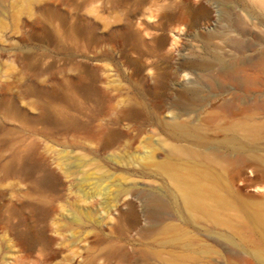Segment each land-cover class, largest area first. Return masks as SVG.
Segmentation results:
<instances>
[{"label": "rangeland", "instance_id": "obj_1", "mask_svg": "<svg viewBox=\"0 0 264 264\" xmlns=\"http://www.w3.org/2000/svg\"><path fill=\"white\" fill-rule=\"evenodd\" d=\"M8 214L0 264H264V0H0Z\"/></svg>", "mask_w": 264, "mask_h": 264}, {"label": "bare ground", "instance_id": "obj_2", "mask_svg": "<svg viewBox=\"0 0 264 264\" xmlns=\"http://www.w3.org/2000/svg\"><path fill=\"white\" fill-rule=\"evenodd\" d=\"M200 25H201L200 20H195L193 23V26H195V27L200 26ZM167 29H168V25L162 26L160 28V33L163 35ZM185 198L187 201L191 200V198L189 197V195L187 193L185 194ZM156 199H158V198L156 197ZM2 217L3 218H0V221L1 222L5 221V228L7 229V231L12 233L13 235L17 236V238L19 239L18 241H20V246L22 247V249H21L22 251L29 253L31 255H34L39 259L45 258L47 256L46 251L48 249L49 243L47 242V240H44V237H42L41 239H38L39 237L37 235L22 233L19 230L18 226L13 225L10 222L11 214H8V215L2 216ZM25 229L28 231H31L33 229V227L31 224L28 223V224H25ZM48 257L50 259L54 260L57 257V253H52V254H50V256L48 255Z\"/></svg>", "mask_w": 264, "mask_h": 264}]
</instances>
